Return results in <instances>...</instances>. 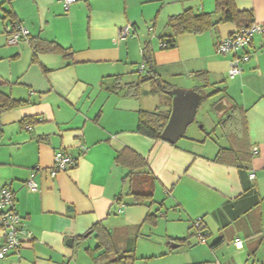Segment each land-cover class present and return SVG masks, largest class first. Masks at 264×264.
Instances as JSON below:
<instances>
[{"label": "crops", "instance_id": "1", "mask_svg": "<svg viewBox=\"0 0 264 264\" xmlns=\"http://www.w3.org/2000/svg\"><path fill=\"white\" fill-rule=\"evenodd\" d=\"M234 1L237 10L251 11L253 23L264 26V0ZM188 9L213 14L215 21L219 17L214 0H77L68 12L62 0H0V94L24 102L0 114V187L12 191L14 208L29 233L18 253L0 258V264H110L115 255L95 250L91 229L98 223L118 256L134 252L132 264L150 259L154 256H136L135 242L149 226L147 214L156 210L157 226H167L164 241L171 253L180 248L176 240L191 236L197 218L215 232L213 254L226 242L227 250L237 242L234 251L255 256L264 244V36L252 37L241 76L230 79L231 56L219 54L216 46L238 29L233 23L180 35L172 49H161L160 37L170 35L168 19ZM7 12L29 32L15 44L6 33L12 27L4 19ZM126 25L136 35L118 41ZM32 39L55 43L71 54L39 53L33 62ZM145 48L152 69L171 90L203 96L211 90L217 97L212 109L221 100L230 103L224 119L228 113L245 117L244 146L250 153L257 149L248 170L213 161L220 148H236L235 139L242 137L241 127L230 121L224 129L218 123L222 130L216 142L209 137L215 130L209 116L175 145L137 132L140 112L166 115L172 110V101L153 93L150 83L138 95L128 88L140 66L144 74L149 69L143 63ZM115 81L120 88H114ZM126 148L146 159L142 171L155 177L151 207L130 205L129 182L124 181L128 170L115 162ZM59 151L73 164L51 178L48 170ZM30 178L38 185L35 192L26 186ZM117 234L123 235L120 243L114 240ZM3 241L0 228V246Z\"/></svg>", "mask_w": 264, "mask_h": 264}, {"label": "trees", "instance_id": "2", "mask_svg": "<svg viewBox=\"0 0 264 264\" xmlns=\"http://www.w3.org/2000/svg\"><path fill=\"white\" fill-rule=\"evenodd\" d=\"M214 1V14L219 16L216 21L213 19V14L196 13L191 9L184 11L182 14L170 17L166 23V27L170 31V35L160 37V41L166 44L165 47L161 46V49H172L175 46L174 39L180 35H198L215 27L218 23H233L237 26L238 29L242 27H249L253 24V13L251 11L237 10L234 0ZM4 19L10 20L13 28L16 25H19L16 22L15 15L12 12L5 13ZM30 44L34 52L32 59L33 62H36V56L39 53L60 54L65 58L71 54L70 51L61 48L55 43H47L32 39L30 41ZM142 53L143 63L147 65L149 69L145 74L144 72L146 69L143 72L138 71L136 73L138 74V78L134 84L128 86L129 90H132L134 92V95H138L139 88L146 83H150L153 87V93H162L166 95L170 99V101H172L173 96L166 93L167 91L171 90V87L167 83L163 82L152 69V61L149 56V52L146 51V48L143 49ZM114 88H120L118 81H115ZM210 96L211 95L204 96L202 102L205 99H208ZM23 104L24 102L15 101L6 95L0 94V114L5 111L15 109ZM169 116L170 113L163 115L157 111L152 113L140 112L137 132L140 135L149 137L154 140H162L161 133L168 122ZM23 122L26 123L28 122V120L25 119ZM228 122L232 125L241 127L242 137L235 139L237 145L236 148H220L213 161L217 164L235 167L239 172L246 171L250 167L252 155L249 152L248 147L244 146L247 135L245 117L243 115L239 117H236L234 115L231 116V113H228L227 118L220 123L222 129H224V125ZM30 124H32V122H30ZM229 138L230 136L227 137V141L230 140ZM115 162L117 165L122 166L128 170L124 181L128 180L129 182L128 196L131 199L130 205L146 204L148 207H151L154 203L153 193L155 186V177L151 174V172L142 171L148 166L146 159H144L135 151L126 148L118 153ZM158 212L159 210L149 212L145 218V223L151 226H155ZM201 219L203 220V218ZM190 230L192 231V227L190 228ZM91 232L92 234H95V238L98 243L95 249L96 251H103V253L115 255L110 264L134 263V261L136 260L134 252H126L122 256H118L116 254L115 245L102 223L94 225L91 229ZM208 235H210V233L205 224V237L208 238ZM191 236H195V234L193 233ZM189 239L190 236L184 239L176 240V242L179 243V247L183 245L189 246ZM217 245L218 244L216 243L212 245L211 248H214Z\"/></svg>", "mask_w": 264, "mask_h": 264}, {"label": "built area", "instance_id": "3", "mask_svg": "<svg viewBox=\"0 0 264 264\" xmlns=\"http://www.w3.org/2000/svg\"><path fill=\"white\" fill-rule=\"evenodd\" d=\"M62 2L64 11L68 12L71 5L76 3L77 0H62ZM6 33L9 38V43L11 44H15L19 42L21 38H27L29 36L28 30L21 25H16L14 28L10 26L6 27ZM255 34L264 36V26L253 23L249 27L237 29L234 33L218 42L216 46L217 52L223 56H231L228 78L234 79L241 76V64L249 58L246 49ZM135 35V28L126 25L120 29L117 40L122 42ZM161 46L165 47L166 44L162 43ZM144 70V65L140 66L138 69L140 72ZM82 149L84 150V148ZM256 152V148H253L251 151L252 155L256 154ZM72 164L73 159L69 155L61 151L56 152L53 157V165L48 170V176L54 178L58 174L66 172ZM249 179H254L253 173L249 174ZM26 186L31 192L38 190V185L32 178L26 182ZM191 227L199 242L205 244V223L203 220L201 218L193 220L191 222ZM0 228L4 235V241L0 246V258L18 253L22 246L23 237H29V233L22 224V218L14 208L13 193L6 187H0ZM238 246L239 244L235 242V247L237 248Z\"/></svg>", "mask_w": 264, "mask_h": 264}, {"label": "rangeland", "instance_id": "4", "mask_svg": "<svg viewBox=\"0 0 264 264\" xmlns=\"http://www.w3.org/2000/svg\"><path fill=\"white\" fill-rule=\"evenodd\" d=\"M138 68V66L136 67ZM136 78H138L137 75H134ZM211 90L205 91L206 94L211 93ZM208 99H205L201 105L199 106L197 110V115L195 118V122L190 125L183 136V138H187L192 134L193 132H197V128L200 125H197L198 122L202 120L204 116H209L212 119V122H214L213 129L215 130L211 133H209V137L213 139V141L216 142V138L218 137L220 133L218 123H221V121L224 120L225 116L224 114L221 118L218 117L213 109L211 108L212 101L216 100L217 97L210 96ZM221 125V124H220ZM222 128V127H221ZM207 130V127H206ZM211 130V129H210ZM209 131V130H207ZM201 134V133H200ZM183 139L180 140L182 142ZM222 142L217 141V144H221ZM128 187V186H127ZM127 187L125 188V193L127 191ZM165 224V223H164ZM145 231L140 232L138 235V240L135 242V245L138 243V248L136 252V256L143 257V256H154L150 259L141 260L138 259L135 264H198L197 261H201L200 259H203L205 261L212 260L210 262H205L204 264L210 263V264H263L264 263V244L259 246L258 250L255 253V256L251 255L249 256L246 252H239L234 251V248L231 247L229 250H227L226 245H229L230 243L226 242L224 245H222V249H219V251H216V254H213L212 249L210 248V244L215 239L216 235L215 232L212 229V234L208 235V238H206V243H200L199 240L195 236H190L189 239V246H181L179 249L172 251H169L166 245L165 237L167 230V226L165 225H159L157 226V223L155 226L146 225L144 227ZM139 231H136V234L134 235V238L137 236ZM150 232V233H149ZM193 234V230L191 231V235ZM143 235V236H142ZM122 234H117L114 237V240L117 243H120L122 241ZM149 237V239H148ZM133 238V239H134ZM94 239V236L91 237V240ZM163 244V246H161ZM164 249V250H163ZM162 253V254H160ZM165 254V256H164ZM160 255V256H158ZM203 263V262H201Z\"/></svg>", "mask_w": 264, "mask_h": 264}, {"label": "water", "instance_id": "5", "mask_svg": "<svg viewBox=\"0 0 264 264\" xmlns=\"http://www.w3.org/2000/svg\"><path fill=\"white\" fill-rule=\"evenodd\" d=\"M166 93L173 96L172 110L168 122L161 133V139L175 145L183 138L188 127L195 122L197 110L204 96L195 91L178 89H173ZM230 108V103L227 100H221L214 105L213 111L221 118ZM71 242L72 240H69L68 244L71 245Z\"/></svg>", "mask_w": 264, "mask_h": 264}]
</instances>
